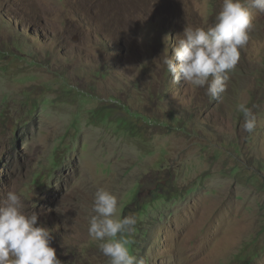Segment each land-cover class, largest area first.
Segmentation results:
<instances>
[{
	"label": "rangeland",
	"instance_id": "1",
	"mask_svg": "<svg viewBox=\"0 0 264 264\" xmlns=\"http://www.w3.org/2000/svg\"><path fill=\"white\" fill-rule=\"evenodd\" d=\"M221 7L0 0V199L40 214L62 264H108L88 233L99 189L137 216L142 264H264V12L218 99L160 62Z\"/></svg>",
	"mask_w": 264,
	"mask_h": 264
},
{
	"label": "clouds",
	"instance_id": "2",
	"mask_svg": "<svg viewBox=\"0 0 264 264\" xmlns=\"http://www.w3.org/2000/svg\"><path fill=\"white\" fill-rule=\"evenodd\" d=\"M253 10L264 12V0H222L213 24L185 27L171 56L165 54L160 61L173 82L206 88L210 99L220 98L254 28ZM236 108L242 114V132L253 133L257 127L253 107L239 103ZM117 206L114 194L97 190L89 236L100 241L99 251L108 264H142L129 239L138 218L134 213L117 217ZM39 215L27 214L22 196L15 191L0 199V264H62L52 246L51 230L38 224Z\"/></svg>",
	"mask_w": 264,
	"mask_h": 264
},
{
	"label": "trees",
	"instance_id": "3",
	"mask_svg": "<svg viewBox=\"0 0 264 264\" xmlns=\"http://www.w3.org/2000/svg\"><path fill=\"white\" fill-rule=\"evenodd\" d=\"M124 123H125V121H124Z\"/></svg>",
	"mask_w": 264,
	"mask_h": 264
}]
</instances>
